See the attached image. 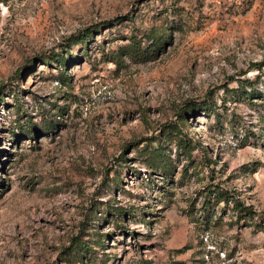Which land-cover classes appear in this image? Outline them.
<instances>
[{"label": "rangeland", "instance_id": "1", "mask_svg": "<svg viewBox=\"0 0 264 264\" xmlns=\"http://www.w3.org/2000/svg\"><path fill=\"white\" fill-rule=\"evenodd\" d=\"M262 61L264 0H0V264H264Z\"/></svg>", "mask_w": 264, "mask_h": 264}, {"label": "trees", "instance_id": "2", "mask_svg": "<svg viewBox=\"0 0 264 264\" xmlns=\"http://www.w3.org/2000/svg\"><path fill=\"white\" fill-rule=\"evenodd\" d=\"M150 37L151 35H149V38ZM82 38L84 39V36H82ZM151 38L153 39V37ZM162 43H163V38H157V39H153L148 45L143 46L141 45L140 40H138L135 36H132L129 44L127 45L125 49V53L129 58L133 60H144L147 57L151 56L152 54L156 53V51L159 50V48L163 46ZM262 62L264 64V61ZM257 66L258 68H261V64H258ZM242 94L246 96L247 94H249V92L243 89ZM248 134H251L252 136H256L257 131L250 130ZM181 143L186 144V141H182L181 139ZM205 193H206L205 198L207 199L204 198L202 202L203 207L209 204L210 199L208 198L215 199V202H218L219 200H225V201L229 200L228 199L229 197L227 196L228 194L227 190L223 189L222 187L214 183H209L206 185ZM232 204L236 208L237 212L244 211L247 214H250L252 212V208H250L249 205L246 206L245 204L240 203L239 201H233Z\"/></svg>", "mask_w": 264, "mask_h": 264}]
</instances>
